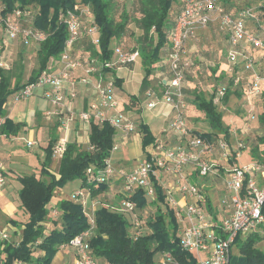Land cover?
<instances>
[{
  "label": "trees",
  "instance_id": "1",
  "mask_svg": "<svg viewBox=\"0 0 264 264\" xmlns=\"http://www.w3.org/2000/svg\"><path fill=\"white\" fill-rule=\"evenodd\" d=\"M116 1L0 0V16L6 17L12 15L16 10H21L28 16L21 21V27L31 28L45 34L43 41L35 42L39 46L36 52L39 67L32 70L27 83L19 82L20 79L16 75L18 80L13 85L17 69L25 68L22 62L17 64L18 68L16 69L0 68V117H5V124L1 130L2 135L17 136L24 126V123H15L6 117L5 108L11 98L14 103H17L15 98L17 91L37 83L45 70L56 66L60 61L69 37L65 16L69 11H74L78 3L89 9L90 18L98 31V43L94 42L93 36L88 32V24H85L79 40L75 42L71 51L72 53L73 49H76L78 52L76 54L80 55H73L72 58L81 62L84 67H89L90 62L95 61L96 73L92 75L102 73L104 76L112 73L114 85H120L121 79L116 76V67L107 66L114 62L115 50L118 49L116 46L126 52H139L138 59L144 70L140 96L148 98L146 93L151 91L155 98L159 100L163 98L168 88L167 83L173 76L171 37L183 10V1L136 0L138 16L133 17L130 12L123 10L119 19L116 17ZM231 1L217 0V5L234 18H239V13L246 9H253L255 19L245 20L247 30L251 32L250 24H254L255 20L259 21L256 24L260 28H264V0H248L241 5L233 1L231 3ZM218 15L216 14L215 17ZM215 21L221 30L220 19L216 18ZM133 22L139 29V34L134 37L129 27ZM201 30L186 43L181 63L184 74L182 87L184 81L190 76L189 70L191 71L194 67V63L190 65V54H194L196 50L189 48V44L195 45V41H198L201 36ZM254 35L258 37L256 34ZM130 37H133L135 41H131ZM20 42L26 44L21 40ZM229 48L228 44V50ZM233 84L231 82L232 86ZM243 84L245 81L237 89ZM157 87L160 88L159 92ZM184 90L193 99L191 102L195 110L207 119L213 130L207 133H196L189 129L190 134L188 135L190 137L200 135L205 139H212L215 136H220L216 130L222 129L225 137H228L229 130L225 129L223 125V113L219 111L218 104L215 103L216 92H212L210 98L207 99L205 92L196 87L193 90L185 88ZM234 93L238 97H242L241 92L235 91ZM232 94L231 88H227L223 103H228ZM139 97L130 96L129 102L138 103L141 100ZM260 121L264 128V111L260 115ZM140 127L143 133L142 146L145 149L155 141V138L146 125L141 124ZM194 132L195 134H191ZM116 133L115 127L109 121L102 123L91 121L88 147L84 148L76 142L69 143L61 158L58 176L49 169L54 146L58 141V139L51 138L45 149L46 161L41 177L22 174L18 176V181L22 185L19 191L20 208L28 214V220L22 226L20 242H10L11 239L0 241V264H16L18 262L51 264L61 249L70 246L75 237L87 230H92L88 242L97 264H155L154 258L158 253L162 255L170 253L173 257V264H197L196 256L184 250L181 245L182 233L179 230L175 210L167 204V194L155 177L152 178L156 192L154 199L148 197L143 188L127 192L124 188V181L119 176L106 178L103 181L96 178L98 172L105 169L106 161L115 149ZM258 140L259 145L253 148L252 157L264 164V149L261 150L259 147L260 145L264 146V135ZM150 159L151 157H148V160ZM43 177L48 179L45 180ZM117 178L123 184L122 191L118 192L122 198L120 203L118 205L109 201L102 203L99 198L104 197L100 196L112 190L113 181ZM76 180L82 182L81 189L88 194L86 202L64 198L52 206L56 190L64 188L68 183ZM94 200H97L95 203H98L99 207L94 212V223H92L90 215ZM124 201L134 205L132 211H128L123 206ZM208 204L209 209L213 211L209 198ZM149 205H152V211L146 215L144 222L141 217ZM51 207H57L58 215L51 216L52 218L49 219V214L52 212ZM127 214L131 216V219H128ZM135 217L141 223L139 228H135L133 223ZM215 218L217 219V216ZM12 223L17 224L16 221H12ZM50 226L52 228L48 229ZM143 227L146 228V231H142ZM258 239H261L258 232L248 235L245 241L242 236H238L235 245L239 247L241 255L234 257L232 254L230 264H264V252L256 248Z\"/></svg>",
  "mask_w": 264,
  "mask_h": 264
},
{
  "label": "built area",
  "instance_id": "2",
  "mask_svg": "<svg viewBox=\"0 0 264 264\" xmlns=\"http://www.w3.org/2000/svg\"><path fill=\"white\" fill-rule=\"evenodd\" d=\"M182 1L183 10L175 24L171 37L173 46L171 70L173 76L167 83L168 88L161 100L155 98L151 91L146 93L148 98L151 99L148 107L155 108L160 102L168 103L176 111V117L172 123L173 131L181 136L189 134L184 116V105L181 104L183 98L182 81L184 79L183 66L181 65L182 57L185 53L187 41L194 37L199 30L208 27L216 18H219L221 29L228 37L227 41L230 46L228 60L231 71L234 72L235 69L241 66L247 75L243 90L245 96H247L249 115L250 117H256L253 99L261 97L264 93V70L260 68L255 56L247 49V45L263 48L264 43L247 30L245 25V20L255 19L253 9H246L239 13V18H234L226 14L217 5V0ZM216 14L219 15L215 17ZM27 17L26 13L21 10H16L12 15L6 17L0 16V44L3 43L4 38L8 40L20 39L26 44L43 41L45 34L31 28L21 27V21ZM65 17L69 37L66 41L65 51L60 58L61 66L59 68L49 67L41 74L37 83L30 84L17 91L15 95L17 102L33 96L35 89L42 88L44 99L51 105L58 107L59 111H64L69 106L70 101L77 97L74 90L67 96L65 95V83L69 81L72 71L76 68H85L89 75L96 73L95 61H91L89 67H84L81 62L74 60L71 55L72 48L75 42L79 40L81 30L85 24H88V32L93 36L94 42L98 43V31L90 18L89 9L78 3L75 10L69 11ZM255 23H259V21L255 20ZM115 55L118 57L117 61L111 62L107 65L108 67L118 68L133 63L140 56L139 52H126L119 48L115 50ZM0 68L9 69V66L0 59ZM82 81L87 82L86 79ZM242 82V78L236 74L233 85L238 87ZM95 88L99 94V102L93 104L89 111L80 112L79 119L89 125L91 121L97 123L109 121L116 131L120 130L125 134L133 132L135 124L127 116L122 113L115 116L108 114L109 111L118 107V101L114 95V82L101 78L95 81ZM226 91L227 87H223L218 96H224ZM215 100L219 102V99ZM4 124L5 117H0V142L1 130ZM33 144L32 141H29L28 146H33ZM67 145V137L58 139L54 146V155L61 159L66 152ZM231 148L230 142L225 137L215 136L212 139H205L200 135H195L189 138L186 146L168 149L163 157L151 158L131 171H117L108 159L105 169L99 171L96 178L103 181L106 178L119 176L123 179L124 188L127 192H133L136 188H143L146 190L147 196L154 199L155 189L152 185V178L157 179L159 171H171L176 177V182L182 193L188 194L194 199L193 203L186 201L182 203L173 198L169 189L167 192V204L175 210L176 217L182 218L186 224L181 236L183 249L196 256L197 264H230L232 249L237 237L250 235L264 224V164L255 161L253 164L237 166L226 173L227 197L225 204L231 209V213L221 221H216L213 218L209 219L204 214L203 209L208 201L202 186L194 183L183 184V182L188 181L184 173L186 166L192 165L196 175L205 178L212 173L213 166V164L204 160L206 153L217 149L220 153V159L228 162L233 156ZM243 148V143H240L239 149L233 151L236 157L240 156V150ZM6 184V170L0 160V191L4 189ZM87 196L88 194L83 189H79L75 191L72 198L86 202ZM123 206L128 211H132L134 208V205L128 201H124ZM90 217H92L90 221L94 223V212H91ZM133 223L135 228H139L141 225L137 217L133 219ZM91 233L92 230H87L71 241L70 247L76 251L73 264H97L88 242ZM9 240L10 236L7 233H0V241ZM16 264H21V262ZM161 264H173L172 255L170 253L164 254Z\"/></svg>",
  "mask_w": 264,
  "mask_h": 264
},
{
  "label": "rangeland",
  "instance_id": "3",
  "mask_svg": "<svg viewBox=\"0 0 264 264\" xmlns=\"http://www.w3.org/2000/svg\"><path fill=\"white\" fill-rule=\"evenodd\" d=\"M233 2L241 4H245L248 0H232ZM231 1V3H233ZM136 0H117V11H116V17L117 19L120 18L121 12L123 10H126L131 13L133 17L138 16L136 13L137 6H135ZM130 31L133 32V37L137 36L139 34V29L136 25V23H130ZM251 32L256 34L264 43V28H260V26L256 23L250 24ZM202 34L199 37L198 41H195L194 49L196 50L195 53L190 54L191 57V63L192 65L194 63V67L192 70H189V77L184 81L183 87H182V93L183 98L181 99V104L184 105V116L186 119V124L189 122L195 123L196 125H200L201 128H208L209 129V123L207 119L203 116H196V110L192 105V98L185 93V90H193L195 87L198 89H201L205 92V97L207 99L210 98L212 95V92H216V98L219 99V102L215 100V103L218 104L219 111L223 113V125L225 129L229 130L228 137H225V133L222 129H217L216 131L219 133L221 137H225L229 142L230 146L232 147V154L233 156L230 158L228 162L222 161L220 159V153L217 149H215L213 152L206 153L204 156V160L208 161L209 163L213 164L212 166V173L209 174L207 177L202 178L199 177V181L206 180L204 182H208L212 179L211 175H214L216 173L217 179L216 180V187L220 186V189L217 188V191L223 192V189L225 187L224 183V177L225 174L228 171H232L237 166H245L249 164H253L255 162V159L252 157V151L253 148L259 145V137L264 135V128L263 124L260 121V115L264 111V94L257 98L253 99V104L255 105V115L256 117H250L249 115V107L247 102V96H245L243 86L237 89L238 87H235L234 85H231V82H233L234 77L237 76L242 78V81H246L247 75L244 73L242 68H237L234 70V72L231 71V65L228 60V37L224 33V31L219 29V24L215 21L211 25H209L207 28L201 30ZM200 32V31H199ZM133 37H130L131 41H135ZM129 39V37H128ZM10 42L8 43V45ZM18 47H15L16 45H13L11 49L5 48L4 43L0 44V59L7 62L10 66V69H16L18 68L17 64L22 62L25 68L17 69L15 74V79L13 80V85L15 82H17L18 79H20L19 82L22 84L27 83L30 74L33 69H36L39 67L38 58L36 55L37 49L39 46L37 44H21L16 43ZM132 47V46H131ZM247 49L250 50V52L255 56V58L259 59L261 63H259V60L257 59L258 65L262 70H264V47H256L247 45ZM26 53H28L29 56L26 57ZM78 55V54H76ZM257 55H260V57H257ZM263 55V58H261ZM29 57V58H28ZM233 73V74H232ZM17 75V78H16ZM106 75H102V73H99L95 75L96 81L100 80L101 78L106 79ZM94 77V75H93ZM250 78V77H249ZM108 80L113 81V76L109 75L107 78ZM106 81V80H104ZM244 85V84H243ZM231 88L233 91V94L230 96V99L228 103H223V97H219L218 93L223 88ZM42 88H37L34 90V95L27 97L19 102H17L15 113L13 115V118H17L18 112L21 113H28L31 109L35 108L32 102L29 100L36 96L37 93L41 92ZM158 92L160 91V88L157 87ZM235 91L241 92L242 97H238ZM121 94L119 91L117 92V97L115 95V98L118 102L122 103L121 100ZM141 100L137 103V105L142 104L143 106L147 103L146 100L148 98H143L142 96L139 97ZM145 100V101H144ZM13 98L10 99V103L5 108V113H9L10 106L13 104ZM223 103V104H222ZM130 104H136V102H130ZM138 105V106H139ZM143 106H139V111L143 109ZM125 108V107H124ZM9 111V112H8ZM175 111V110H174ZM126 112V109H125ZM80 113V112H79ZM79 113H76L75 116V122L79 119ZM124 114V113H123ZM127 114V113H126ZM124 114L125 116H127ZM176 114V111H175ZM128 117V116H127ZM176 116H174L175 119ZM132 121V120H131ZM136 124H138L136 122ZM135 124V125H136ZM188 129L194 130L192 128ZM28 130V131H27ZM136 130V126H135ZM134 130V131H135ZM133 131V132H134ZM120 130H117L114 144L115 149L110 156V161L113 164L114 168H116L120 165V159L124 160V168L125 170L131 171L134 170L136 167L141 164V162L145 159V154L142 151L141 143H135L132 147L122 141V136L118 135ZM174 132V131H173ZM198 131H196L197 133ZM57 135L64 134V130L59 129L57 132ZM175 135L181 136L180 134H177L174 132ZM201 133V132H198ZM190 134V133H189ZM191 134H195L191 133ZM190 135L183 136V139H185V144H188ZM29 141H33V146H28ZM243 143L244 148L240 150L241 154L240 156L236 157L234 154V150L239 149V144ZM48 144V140H41V138L37 135H34L33 137L30 136L29 129L25 128L20 130L19 134L15 138V140L10 143L6 144V153L11 155L12 164L11 167L16 171L18 175H34L36 177H41L42 169L46 161L45 157V148ZM186 144V145H187ZM80 145L82 147L87 148L89 145L88 139L83 138V140L80 142ZM184 145V144H181ZM179 145V146H181ZM177 146H172V148H176ZM261 150L264 149L263 145L259 146ZM165 150L169 148H163ZM214 171V172H213ZM198 177V176H197ZM15 175L13 172L9 173L8 175V181L11 182L13 185H17L19 190L22 187L20 182H16ZM45 177H43L44 179ZM198 184L196 183V179H190V183ZM189 184L188 181L183 182V184ZM199 185V184H198ZM209 185V184H208ZM163 186V185H162ZM214 186V187H215ZM6 187V186H5ZM4 187V189H5ZM210 187V186H209ZM205 188L204 195L206 197V192H208V188ZM175 186L170 185L167 187L173 196V198L180 202L181 195L176 193L177 191H174ZM3 189V190H4ZM2 190V191H3ZM220 193V192H219ZM9 196L12 198H16L18 203L20 202L19 199V192L18 196L17 193L14 191H11V195ZM117 196H120V194H117ZM188 203H193L194 199L187 194ZM222 197L221 194L215 196L212 194V198L215 202V204L218 207H222L223 203L220 199ZM167 198V197H166ZM97 199V198H95ZM101 199L102 203H107L108 201L105 200V198H99ZM97 202V200H94ZM99 202V201H98ZM110 202V201H109ZM15 205L16 211L15 215L7 218L6 214L0 210V233L5 232L10 236V242H20L22 240V226L23 224L28 220V214L23 211L19 205L16 203H13ZM115 205H118L117 203ZM93 207V206H92ZM152 205L147 206V208L143 211V215L141 219L145 222L146 221V215L152 211ZM164 208V207H163ZM214 208V207H213ZM215 211L218 212V208H214ZM204 214L209 218H213V213H210L206 206H204ZM53 217V216H52ZM51 213L49 214V219L52 218ZM128 219H131V216L127 214ZM12 221H16L17 224L12 223ZM177 223L179 226V230L182 233L184 227H185V221H183L182 218L177 217ZM51 225V224H50ZM145 227V226H144ZM143 227L142 231H146V228ZM17 230V234H14L15 229ZM52 227H48V229H51ZM256 232L260 233L261 239H258L256 242V248L260 251L264 252V224H262L260 227L256 229ZM248 235L243 237V241L246 240ZM71 252L70 246L61 249L57 255L53 258L51 264H59V260L61 264L66 263L63 261V259L68 258L67 255ZM232 254L234 257H240L241 252L239 250V247L235 245L232 249ZM37 256V255H35ZM57 260V262H56ZM155 264H161L163 261V255L158 253L155 255L154 258Z\"/></svg>",
  "mask_w": 264,
  "mask_h": 264
},
{
  "label": "crops",
  "instance_id": "4",
  "mask_svg": "<svg viewBox=\"0 0 264 264\" xmlns=\"http://www.w3.org/2000/svg\"><path fill=\"white\" fill-rule=\"evenodd\" d=\"M9 42L10 44L8 45ZM3 43L5 45L6 50L7 49L9 50L11 49L13 45H16L15 47H18L16 43H21V42L20 40H8L4 38ZM193 47L194 45L190 43L189 48L194 49ZM116 48H120V47L116 46ZM191 49L190 51L193 52V50ZM76 53H78L76 49H73V52L71 53L72 57L73 55L76 56ZM79 55L80 54H78L77 56ZM263 55L261 58H263ZM27 56H29L28 53H26V57ZM257 57H260V55H257ZM117 59H118L117 55H114L113 61L115 62L117 61ZM60 63L61 62L59 61L55 67L59 68L61 66ZM259 63H261L260 60H259ZM9 69H10V66H9ZM115 72H116V76L121 79V84L120 85L115 84L114 95H116L117 97V92L119 91V93L122 96L121 97L122 103L118 102L117 109L109 111L108 114L115 116L119 113H122V114L127 113L126 115L128 116L130 120L134 122V124H136V122L138 123L135 125L136 130L134 132H131L129 134H125L122 131L119 132L118 135L122 136V141L128 143L131 147L135 143L139 144V142L141 143V146H142L143 133L141 131L140 125L141 124L146 125L152 132L155 138V141L152 144L148 145L145 149H143V146H142V151L145 154L144 156L145 159L143 162L147 161L148 157H151V158L163 157L166 151L165 149H163L164 147L172 149V146L178 145L179 147V145L181 144H184L181 146H186L187 143L185 144V139H183V136L175 135V133L173 132L172 123L174 121V116L176 114L171 105H169L166 102H160L159 104H157L155 108H149L148 103L151 99L148 98V100H146L147 103L144 106L142 105L143 103L140 105L138 104L140 107L143 106V109L139 111V106L137 105V103L130 104L129 102L130 96H134V97L140 96L141 85H142V81L144 78V70L142 68L140 60L137 59L133 63H129L127 65H124L118 68L116 67ZM105 75L107 79L109 75H112V73L105 74ZM83 79H86L87 82H83L82 81ZM95 79H96L95 76L93 77V75L87 74L85 68H76L75 70L72 71L69 81L65 83V95L67 96L71 91L74 90L77 93V97L70 101L69 106L66 107L64 111H59L58 107L51 105L47 100H45L43 97V91L41 90V92L37 93L36 96H34L33 98L29 100L30 102L33 103L35 108L31 109L26 114L18 112L17 118H13V115L15 113V108L17 105V103H13L10 106V110H9L10 112L8 111L9 113L6 114V117L13 120L15 123H24V126H22L20 130L27 128L29 129L31 137H33L34 135H37L41 138V140H48V144L51 138L60 139L63 137L68 138V144L73 143V142L80 144V142L83 140L84 137L85 139H88L89 141L90 125L85 122H82L80 119H78L76 122L74 120L76 118L75 116L76 113L83 112V111H89L92 108L93 104H96L99 102V94L95 88V81H96ZM125 109H126V112H125ZM196 116H202V115L201 113L196 111ZM187 125L189 126V128L194 129V131H198L201 133H207V132L213 131L210 125H209L210 130H208V128L206 129L201 128L200 125H196L195 123H191V122L190 123L188 122ZM59 129L64 130V134L57 135L56 132ZM16 137L17 136L7 137L6 135H2L1 142H0V160L5 166L6 178H7V184H6L5 189L3 191L2 190L0 191V210L6 214L7 218H10L15 215L16 208L13 203H16L17 205H19V207L21 204V202L18 203L16 198L11 199V197L9 196V194L11 195V191H14L15 193H17V196H18V192L22 188L21 187L19 190L17 185L15 186L11 182L8 181L9 173L13 172L15 175V178L13 179H15L16 182H19L18 181L19 175L11 167V164H12V160L10 158L11 155L6 153V144L12 143ZM60 161L61 159L56 157L53 152L52 162H51V165L49 166V169L56 176L59 175ZM124 163L125 161L120 159V165L117 167V171H120V170L128 171V170H125ZM184 173L187 176L189 183H190V179L192 180L196 179V183L198 182V184L202 186L203 190H206L205 188L210 186L208 188V192H206V199L207 201H208V198L210 199L213 211L209 209L208 202L206 206H207L208 211L210 213H213V219H215L216 221H221L225 217L229 216V214L231 213V209L227 207V205L225 204V200L227 197L226 187H224L223 192L219 191L220 192L219 193L217 191V188L220 189V186L216 187L215 185L218 181H220L221 183V180L217 179L216 173H214V175H211L212 179L209 180V183L204 182L206 180L199 181V177H197L194 171V167L192 165L186 166L184 168ZM157 175H158L157 179L159 183L163 185V189L166 194L168 192L167 187L170 185H173L175 186L174 191H177L176 193L181 195L180 202L184 203L185 201L186 202L188 201L186 197L187 195L182 193L178 183L176 182V177H174V174H172L171 171L169 172L159 171ZM44 179L47 180L48 178L45 177ZM119 180H120L119 178L114 180L112 184L113 186L111 187L112 190L101 195L100 197H104L105 200L110 201L111 203H114V204L120 203L122 198H121V195L117 196V194L118 192L122 191L123 184ZM216 180L218 181L215 182ZM224 183H225V177H224ZM152 185L154 187L153 180H152ZM81 187H82V182L80 180H76V181L68 183L64 188L56 190L55 197L52 201V206L56 205L60 199H64V198L72 199L75 191L81 189ZM212 194H214L215 196L219 194L222 195V197L220 198L223 203L222 207H218L215 204L212 198ZM155 197H156V192L154 194V198ZM92 206H93L92 212H95L98 209L99 204L95 203L94 201ZM213 207L218 208L219 213H217V211H215ZM51 208H52L51 216L56 217L58 215L57 207H51ZM215 216H217V219L215 218ZM131 230L133 231L134 229L132 228ZM15 231L17 230L15 229ZM70 248H71V252L67 255L68 258L63 259V261L66 262L64 264H73L75 261L76 251L74 248L72 247ZM21 264H29V263L21 262ZM31 264H36V263H31ZM59 264H61L60 260H59Z\"/></svg>",
  "mask_w": 264,
  "mask_h": 264
}]
</instances>
